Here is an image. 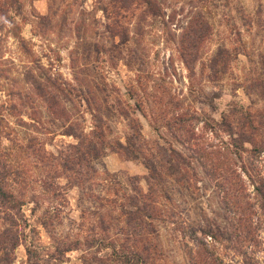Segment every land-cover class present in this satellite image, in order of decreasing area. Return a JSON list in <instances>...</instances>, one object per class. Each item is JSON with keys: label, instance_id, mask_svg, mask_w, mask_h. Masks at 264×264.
<instances>
[{"label": "rangeland", "instance_id": "374dc122", "mask_svg": "<svg viewBox=\"0 0 264 264\" xmlns=\"http://www.w3.org/2000/svg\"><path fill=\"white\" fill-rule=\"evenodd\" d=\"M151 1L0 0V264H264V0Z\"/></svg>", "mask_w": 264, "mask_h": 264}, {"label": "trees", "instance_id": "16d2710c", "mask_svg": "<svg viewBox=\"0 0 264 264\" xmlns=\"http://www.w3.org/2000/svg\"><path fill=\"white\" fill-rule=\"evenodd\" d=\"M148 3V6H150L152 8V1L151 0H145ZM4 24L2 23L0 25V28L3 29ZM38 96H40V94H38ZM44 99L45 96L44 94L41 95ZM99 129H102L101 127H99ZM76 131L71 127L70 130H68L66 132V135H73L77 140H78V144L77 145H73L72 150L74 153V157H67L64 156V162L67 164H70V168L71 170H73L72 165L76 166L79 170L74 171V173L78 176L82 175L83 171L81 170L83 167H87L88 170L91 172V174L89 175L88 179H90L91 177H96V170H94L92 164L94 161L98 160L99 157L103 156L106 152L107 148H110L111 146H107L104 137V133L102 132V130H92V132H90L88 135H82V134H77L75 133ZM99 139V140H98ZM120 149H125L124 151H128V153H133V156H137V154L135 152H131V150H127V147H124L122 144H120ZM133 151V150H132ZM137 159V158H135ZM0 167H2L4 170L6 169V164H3L2 162H0ZM148 170H150L151 172V168L149 166H147ZM8 179V171L0 174V200L2 203L6 204L8 206V208L12 211H21L23 204L22 201H20L19 199H17V197L15 196L14 193L11 192H7L3 189V187L1 185L4 184V182L2 180ZM93 180L91 182V185L86 187V189L88 191H93V187L96 186V180ZM256 191L257 193L261 196L262 200H263V208H264V185L263 186H256ZM115 195V193H114ZM97 201H100V199H96ZM139 198H128L127 199V204H129V206H134L135 210H137V214H135V212H130L131 215H136V219L139 223L140 226L143 227L144 224H146L148 219H151L150 214H145L142 213L144 209L143 206H140L139 203ZM122 211V209H121ZM127 212L124 209V213ZM14 222V221H13ZM105 224V222H103ZM103 223L101 224V226L103 225ZM105 230L108 229V227L103 228ZM103 231V230H102ZM19 234L15 235L13 237L10 238V245H6L4 248V254H5V258L4 260L7 261L8 264V253L10 252L11 254L14 253V250L17 248L18 241H19ZM111 246V248H113V251H115L114 248V244L113 242L111 244H108ZM109 246V247H110ZM76 248L73 247H67L66 251H73ZM27 252L30 255L29 257H35L38 258L37 253L32 250L30 247L27 248ZM122 263L123 264H147L143 258L136 253L135 256H130L127 254H122ZM10 261V260H9Z\"/></svg>", "mask_w": 264, "mask_h": 264}]
</instances>
